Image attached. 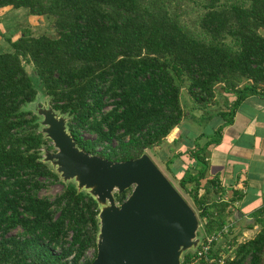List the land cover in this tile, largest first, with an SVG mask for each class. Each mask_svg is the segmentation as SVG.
<instances>
[{
	"label": "trees",
	"instance_id": "obj_1",
	"mask_svg": "<svg viewBox=\"0 0 264 264\" xmlns=\"http://www.w3.org/2000/svg\"><path fill=\"white\" fill-rule=\"evenodd\" d=\"M6 7L52 17L56 36L24 29L0 52V264H92L99 204L74 182L41 195L59 175L42 158L47 141L26 106L42 90L68 115L80 148L111 161L137 158L187 118L183 87L206 107L217 85L235 104L264 85V0H0ZM204 149L195 155L198 173L179 185L205 235L230 209L208 191L199 195ZM130 192L115 193L117 202ZM196 262L209 263L197 251L183 255V264ZM225 264H264V226Z\"/></svg>",
	"mask_w": 264,
	"mask_h": 264
},
{
	"label": "water",
	"instance_id": "obj_2",
	"mask_svg": "<svg viewBox=\"0 0 264 264\" xmlns=\"http://www.w3.org/2000/svg\"><path fill=\"white\" fill-rule=\"evenodd\" d=\"M42 124L56 148L47 157L65 180L98 202L100 230L92 264H181L185 251L197 250L196 212L180 191L144 153L126 161H111L80 148L64 115L51 106ZM131 189L118 203L115 193ZM238 216L244 217L238 211Z\"/></svg>",
	"mask_w": 264,
	"mask_h": 264
},
{
	"label": "crops",
	"instance_id": "obj_3",
	"mask_svg": "<svg viewBox=\"0 0 264 264\" xmlns=\"http://www.w3.org/2000/svg\"><path fill=\"white\" fill-rule=\"evenodd\" d=\"M227 97L223 94L222 101L217 94L215 98L221 107L217 106L215 111L212 104L202 107L197 122L189 113L188 117L193 119L189 128L185 130L180 124L169 134L171 143L161 157L166 171L161 166L160 169L177 187L179 179L198 173L195 155H202L201 149L205 148L207 171L201 179L203 188L199 195L208 191L212 200L229 204L230 210L224 217L236 231L219 246L234 254L238 243L254 237L264 226V85L238 104L234 96ZM231 112L232 120L228 122ZM169 159L172 162L167 168ZM238 211L244 217L238 216Z\"/></svg>",
	"mask_w": 264,
	"mask_h": 264
},
{
	"label": "rangeland",
	"instance_id": "obj_4",
	"mask_svg": "<svg viewBox=\"0 0 264 264\" xmlns=\"http://www.w3.org/2000/svg\"><path fill=\"white\" fill-rule=\"evenodd\" d=\"M190 17H193V14H191ZM24 29L30 31L31 35L34 36H40L42 34H46L49 36H56V31L54 28V22L53 18L49 16H36L30 14L29 10L26 8H20V9H14V8H3L0 9V52L1 51H11V46L8 42V39H16L18 38L22 33H24ZM264 32V31H263ZM27 70L31 73L34 74V70L31 64L26 65ZM216 94L223 97V92L222 94V86L217 85L216 87ZM182 104L184 109L187 111L188 115L189 113L192 114V118L196 120V122L199 120L201 117V109H203L200 104H197L193 98L191 97L190 93L188 92V89L186 87H183L182 89ZM226 95V94H225ZM216 100V103H211V109L212 111H215L216 107L219 106L221 107L222 104L220 105L219 101ZM223 101V98H222ZM217 104V105H215ZM218 107V108H219ZM27 109L31 110L34 112L39 120V130L42 132L43 136L45 137L47 143L43 145L41 149L42 153V158L43 160L54 170L58 173L59 175V180L54 182V183H49L47 187L43 188L41 190V195H47V196H55L57 193L61 192L63 190V186L65 183L68 182H74L78 186V182L76 179H70V180H65L61 173L58 172V165L54 164L52 160H49L47 157V152L53 153L56 151V148L54 146L53 141L47 137L46 132L43 131V129L46 127L44 124H42L43 120L45 119L44 113H41V111L45 110L47 111L48 109L51 108L50 100L49 97L45 95V93L40 90L36 99L32 102H30L27 106ZM56 113H58V116L61 117V115H64L67 119L68 122V115L62 114L61 112L55 110ZM191 117H188L181 123L182 126L184 127L185 130L189 128V125L193 123V119ZM195 123V121H194ZM211 129V128H210ZM86 137H90V135L85 134ZM171 143L168 138L167 142L165 141L164 145L161 147H154L152 150L146 151V153L153 159L154 162L157 163V166L160 168H163L165 170L163 162L161 161V157L163 153H165L164 149L166 148V145ZM177 146V145H176ZM166 157V155H165ZM159 162V163H158ZM166 171V170H165ZM163 171V172H165ZM176 182V181H175ZM177 185V188L181 192V194L185 197V199L188 201V203L191 205V207L194 209V211L197 214L198 220H199V228L197 230V236L202 239L204 237V230H203V219L200 217V212L198 207L195 205L193 202L191 196L186 192L183 188L180 187L179 183H175ZM119 203V202H118ZM217 250L223 251L224 248L217 245ZM195 252L197 250H194V248H191L183 253V255L187 252ZM183 255H182V260H183ZM90 256H92V253H90ZM181 264L182 261H181ZM195 264H201V263H195Z\"/></svg>",
	"mask_w": 264,
	"mask_h": 264
},
{
	"label": "built area",
	"instance_id": "obj_5",
	"mask_svg": "<svg viewBox=\"0 0 264 264\" xmlns=\"http://www.w3.org/2000/svg\"><path fill=\"white\" fill-rule=\"evenodd\" d=\"M235 227L233 223H225L220 229L205 234L202 238L197 254L200 257H205L208 260V264H225L226 258L231 255L229 250L219 251L217 245L226 237H232L235 234Z\"/></svg>",
	"mask_w": 264,
	"mask_h": 264
}]
</instances>
